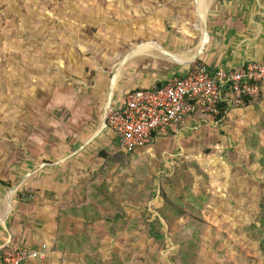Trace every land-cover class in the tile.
Here are the masks:
<instances>
[{
	"label": "rangeland",
	"instance_id": "1",
	"mask_svg": "<svg viewBox=\"0 0 264 264\" xmlns=\"http://www.w3.org/2000/svg\"><path fill=\"white\" fill-rule=\"evenodd\" d=\"M149 2L0 0V181L10 184L2 187L12 196L27 193L18 192L23 185L18 162L35 154L51 163L56 147L47 141H89L93 173L75 181L89 190L86 207H77V213L93 222L86 229H66L67 235L84 231L82 241L66 240L60 255L52 256L49 248L44 260L31 264H264L260 102L229 108L220 122L193 117L195 122L177 125L134 153L122 152L103 128L108 102L93 89L96 71L110 70L109 61L127 37H146L140 29L147 27ZM154 18L149 25L160 27V16ZM64 149L59 154L66 166ZM174 177L179 180L165 192L186 215L168 227L159 214L160 193ZM48 193L47 200L53 198ZM66 193L58 194L57 218L71 213L60 214ZM117 207L126 224L108 231L112 223L99 219ZM155 218L164 236L159 242L146 233L145 223L153 225Z\"/></svg>",
	"mask_w": 264,
	"mask_h": 264
},
{
	"label": "crops",
	"instance_id": "2",
	"mask_svg": "<svg viewBox=\"0 0 264 264\" xmlns=\"http://www.w3.org/2000/svg\"><path fill=\"white\" fill-rule=\"evenodd\" d=\"M149 4L147 27L140 29L146 37H127L109 61L110 70L96 71L93 89L107 100L110 110L121 108L129 91L151 90L187 75L194 62L203 64L210 73L235 70L250 62L264 64V0H151ZM156 15L162 24L151 27L149 21H154ZM263 102L264 85L260 101L264 106ZM193 117L197 116L185 118L180 125L195 122ZM206 119L213 121L209 116ZM166 134L156 136L151 143ZM71 140L62 144L45 142L56 147L52 148L55 156L51 163L43 164L35 154L18 162L17 171L23 180L18 192L27 190L36 194L22 200L17 193L12 196L0 186V247L9 243L36 249L45 244L48 252L55 244L57 200L61 198L58 194L83 185L75 183L78 175L90 178L93 174L89 141ZM64 148L69 150L66 166L62 164ZM46 191L53 198H44ZM65 202L68 207L83 206L81 201L72 202L70 197ZM71 219L82 221L79 217ZM60 254L51 252L52 256Z\"/></svg>",
	"mask_w": 264,
	"mask_h": 264
},
{
	"label": "built area",
	"instance_id": "3",
	"mask_svg": "<svg viewBox=\"0 0 264 264\" xmlns=\"http://www.w3.org/2000/svg\"><path fill=\"white\" fill-rule=\"evenodd\" d=\"M264 85V64L250 62L235 70L210 73L194 62L187 75L175 78L163 88L132 90L121 108L111 109L106 127L117 138L124 153L143 150L156 136L166 134L185 118L197 113L215 117L223 92L228 90V103L243 106L244 98L258 103ZM47 246L34 249L6 244L0 247V264H26L44 260Z\"/></svg>",
	"mask_w": 264,
	"mask_h": 264
},
{
	"label": "trees",
	"instance_id": "4",
	"mask_svg": "<svg viewBox=\"0 0 264 264\" xmlns=\"http://www.w3.org/2000/svg\"><path fill=\"white\" fill-rule=\"evenodd\" d=\"M164 86L165 85H161L160 84V85L156 86L153 89L157 90V89L163 88ZM228 94H229L228 90H225L223 92V94H222L223 101H221L219 103V105H218L219 115L215 116V117L209 116V117L213 118L215 122H220L221 120H223L226 117V114H227V111L229 110V108H234V107L235 108H238V107L244 108V107L253 106L255 104V103H253L251 100H249L247 98H244V105L243 106H236V105L230 104V103H228V99H229ZM195 115L198 117L199 115H203V114L197 113ZM203 116H205V115H203ZM207 116L208 115H206L205 117H207ZM115 140L117 141V144H118V140H117L116 137H115ZM118 147H119V144H118ZM103 155L104 154H102L101 157ZM178 180L179 179H177L176 177H174L173 179H166L164 181L165 183H164L162 191L160 193L161 194V200L163 201V207L160 210L159 214H160V218H162L164 220V222L167 224L168 227H171L172 224L175 221H177L178 219L183 218L186 215L185 214L186 213L185 210H183L182 207H178L174 202H172L168 198V196L166 195V192H165V188L173 189V182L178 181ZM0 184L1 185H5V186H10L9 183H5L3 181H0ZM178 186L180 187V189H183V187L181 186L180 182H178L177 187ZM85 191L87 193H85ZM88 191L89 190L85 188V185H81V186L76 187L75 189L73 188L72 191H68L65 194L66 195L65 197H66V199H67V197H70V200H72V202H73V200H76V201L78 200V201H81L80 202L81 204H83L84 197L88 201ZM28 192H30V191H27V193H23V194L22 193H18L17 198L18 199H22V200L26 199L27 197H29V193ZM71 196H72V199H71ZM150 198L151 199L153 198L152 195L150 196ZM66 199H65V201H66ZM85 204H83V207H86ZM65 209H69L71 211V213H70V215H68L67 218H66V215H64V216L60 215L61 217L59 216V218L56 219V221L58 223L57 224L58 225V236H57L55 244L52 247V251H54V252L62 253V248H63L64 244L66 243V240H67V242L73 241V240L77 241V239H75V238L79 237V242L82 241L80 237L84 236V231H82L81 233H79V232H75L74 233V231L72 230V234L71 235H67L66 234L67 227H78V226H81L83 229H86V228L90 227V225L93 222V220L88 219L84 215L78 214L77 211L79 209L77 210V207H68L67 203H62L61 204L60 214H62V212L64 214V212H66ZM99 210L102 211V208L98 207V211ZM106 210L108 211L107 208H106ZM71 217L72 218L79 217V218H81L82 221L72 220ZM103 219L105 220L103 222L106 223V226L109 223H112L110 225V227L107 228L108 231H112V232L114 230H116V226L117 225L119 226L120 229L121 228L123 229L124 225L126 224V220H127V218L125 217V212H124L122 207H117V210H116V212L114 214H112L111 216H107L105 218L102 217V218L99 219V221L103 220ZM94 221H97V220H94ZM118 222H120V223H118ZM145 225H147V228H148L146 230V233H147V236L149 238H152L155 242H159V241H161L164 238L163 233L159 229L160 226H161L159 218H155V223L153 225L148 224L147 222L145 223ZM33 261H38V260H31L30 262H33Z\"/></svg>",
	"mask_w": 264,
	"mask_h": 264
},
{
	"label": "water",
	"instance_id": "5",
	"mask_svg": "<svg viewBox=\"0 0 264 264\" xmlns=\"http://www.w3.org/2000/svg\"><path fill=\"white\" fill-rule=\"evenodd\" d=\"M109 111H110V107L108 105V106H106L105 117L103 119V128H106V117H107V114ZM12 191H15V188H13Z\"/></svg>",
	"mask_w": 264,
	"mask_h": 264
}]
</instances>
